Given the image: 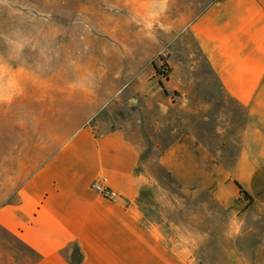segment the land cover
Returning a JSON list of instances; mask_svg holds the SVG:
<instances>
[{"label": "crops", "instance_id": "0c3cea01", "mask_svg": "<svg viewBox=\"0 0 264 264\" xmlns=\"http://www.w3.org/2000/svg\"><path fill=\"white\" fill-rule=\"evenodd\" d=\"M98 1L76 71L104 74L95 116L137 118L62 132L14 183L19 201L0 196V230L37 256L25 264H264V0ZM159 147L185 195L137 173ZM103 177L112 201L93 189Z\"/></svg>", "mask_w": 264, "mask_h": 264}, {"label": "rangeland", "instance_id": "374dc122", "mask_svg": "<svg viewBox=\"0 0 264 264\" xmlns=\"http://www.w3.org/2000/svg\"><path fill=\"white\" fill-rule=\"evenodd\" d=\"M100 12V14L97 13ZM105 16L106 9L98 0H0V196L3 205L18 202L8 199L17 181L20 185L32 169L36 172L52 147L68 138L62 132H78L86 125H100L107 131L124 120L137 118L135 111L122 112L119 107L94 115L95 92L104 74L77 72L89 24L81 20ZM83 45V47H82ZM76 55H78V60ZM169 55L157 58L155 67L167 73L163 80L155 71L154 78L168 81ZM113 74L109 80H115ZM115 77V76H114ZM179 94H172L175 102ZM136 99V98H135ZM134 99V100H135ZM136 110V104L132 105ZM93 118L90 120V118ZM100 130V131H101ZM46 151V152H45ZM145 168L138 170L144 177H155L169 192L176 177L185 179V170L173 172L165 162L163 148L150 153ZM207 173L209 170L200 169ZM177 192L185 195L186 186L178 183ZM199 187V188H198ZM195 194L206 190L196 184ZM147 193L152 190L147 189ZM0 264H25L36 260L23 248L18 238L0 230Z\"/></svg>", "mask_w": 264, "mask_h": 264}, {"label": "built area", "instance_id": "2783aa9c", "mask_svg": "<svg viewBox=\"0 0 264 264\" xmlns=\"http://www.w3.org/2000/svg\"><path fill=\"white\" fill-rule=\"evenodd\" d=\"M166 73L167 72L165 70H161V73L159 74V79L163 80ZM93 189L95 190V192L99 196H101L105 200L112 201V200L116 199V194L113 192V190L109 186H107V178L106 177H103L99 181H97L94 184Z\"/></svg>", "mask_w": 264, "mask_h": 264}, {"label": "trees", "instance_id": "16d2710c", "mask_svg": "<svg viewBox=\"0 0 264 264\" xmlns=\"http://www.w3.org/2000/svg\"><path fill=\"white\" fill-rule=\"evenodd\" d=\"M155 69H156V72L158 73V74H160L161 73V70L158 68V67H155ZM237 186L239 187V189L241 190V192H244L243 191V188L237 183Z\"/></svg>", "mask_w": 264, "mask_h": 264}]
</instances>
